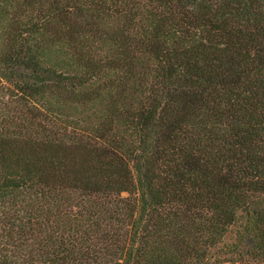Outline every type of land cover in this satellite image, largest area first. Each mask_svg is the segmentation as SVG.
<instances>
[{"label":"trees","instance_id":"trees-1","mask_svg":"<svg viewBox=\"0 0 264 264\" xmlns=\"http://www.w3.org/2000/svg\"><path fill=\"white\" fill-rule=\"evenodd\" d=\"M0 264H264V0H0Z\"/></svg>","mask_w":264,"mask_h":264}]
</instances>
